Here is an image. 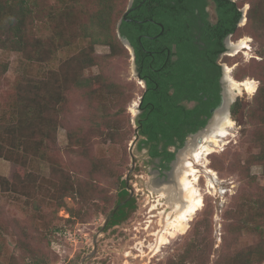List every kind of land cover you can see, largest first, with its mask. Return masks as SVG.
Here are the masks:
<instances>
[{
	"label": "rangeland",
	"instance_id": "1",
	"mask_svg": "<svg viewBox=\"0 0 264 264\" xmlns=\"http://www.w3.org/2000/svg\"><path fill=\"white\" fill-rule=\"evenodd\" d=\"M129 1H126V7ZM233 1L240 5L242 17L236 33L228 37V45L244 36L250 40L248 48L235 54L228 49L219 58L223 89L231 98L226 111L234 122L229 128V142L208 157L215 173H208L214 187L207 188L206 177H201L199 187L204 193V205L189 222L186 232L171 238L156 252L155 232L163 227V216L172 210L168 195L160 194L159 190L163 186H176L175 170L182 167L183 160L187 158L193 137H187L185 145L176 153L171 174L166 181H161L164 177L159 173L154 158L149 156L147 148L139 149L137 136L133 133L145 83L137 75L132 49L123 43L126 56L109 59L104 63L103 71L121 85L123 93L109 101V111L115 113L124 126L122 132L126 138L120 143H111L95 137L89 118L96 103L91 107L79 91L69 93L66 107L58 118L56 141L43 150L46 156L33 157L26 171L34 179L43 181L47 193L49 182L56 181L51 170L52 163L56 161L61 167L59 173H70L88 186L93 182L89 186L90 191L83 192V196L89 197L88 204L81 205L77 199L66 196L65 206L59 208L55 215V205L48 204L47 198H38L45 204L37 214L24 196L0 187V264H35L37 257L39 264H81L86 255L89 257L83 264H264V257L261 258L264 251V164L257 159L260 147L254 136L257 127L261 133L264 132V124L260 116L251 118L248 114L256 104L255 94L261 85L259 75H264V30L257 32L247 22L248 0ZM244 14L245 22L242 23ZM36 31V35L41 37L49 33L41 21L37 22ZM95 50L103 55L109 52V47L97 44ZM60 56L64 55L61 53ZM0 62L7 64L5 71L0 68V116L13 114L6 103L20 79L25 76L42 77L58 63H29L20 53L3 48H0ZM226 66L237 80L254 79L257 84L255 91L248 93L232 89L225 75ZM99 71V66L89 67L85 69L84 76ZM236 102L240 104L233 114ZM78 127H82L84 142L81 150L87 156L67 149V133ZM97 158L105 160L107 169L111 167L114 173L109 177L96 176L97 179L92 181L87 171L91 161ZM16 167L12 161L0 158V175L12 178ZM115 171L126 179L127 189L133 191L132 199L128 201L126 211L125 208L119 209L112 218L111 223H117L106 225L101 230L118 199L120 188ZM166 192L169 193L168 190ZM70 208H81L85 217L66 219ZM123 212L127 217L118 222ZM53 225L59 229L53 230ZM244 259L249 261L245 263Z\"/></svg>",
	"mask_w": 264,
	"mask_h": 264
},
{
	"label": "trees",
	"instance_id": "2",
	"mask_svg": "<svg viewBox=\"0 0 264 264\" xmlns=\"http://www.w3.org/2000/svg\"><path fill=\"white\" fill-rule=\"evenodd\" d=\"M126 1L0 0V48L20 53L29 63L58 61L42 77L20 79L6 103L13 114L0 116V158L17 165L12 178L0 175V187L24 196L37 214L45 204L38 198H47L48 204L55 205V215L65 206L66 196L77 199L81 205L88 204L89 197L83 196V192H89L93 182L88 186L70 173H59L61 167L56 161L51 166L56 181L49 182L47 193L43 181L34 179L26 171L31 159L46 156L43 150L56 141L58 118L66 107L69 93L79 91L91 107L96 103L89 118L95 137L111 143H120L126 138L122 132L124 126L109 111V101L123 93L121 85L103 71L109 59L127 54L118 31L135 47L142 73L152 76L147 77L145 109L137 116L133 133L139 149L147 148L152 158L162 156L163 167L168 168L165 162L175 156L168 147L182 145L188 135L204 127L221 101L222 67L218 58L225 49L224 39L238 29L242 17L240 5L233 0H145L143 3V0H134L135 8L125 14ZM248 2L247 22L257 32L264 30V0ZM211 4L212 13L206 9ZM38 21L49 31L45 37L36 35ZM97 44L107 45L109 52L98 54ZM93 66H99V73L84 76L85 69ZM0 68L5 71L7 64L0 62ZM259 77L261 85L255 94L256 104L248 114L251 118L260 116L264 124V75ZM239 104L233 105V114ZM258 129L254 132L260 147L256 156L264 164V132ZM81 130L78 127L68 131L67 149L87 156L81 150L84 143ZM107 166L101 158L92 160L87 176L95 181L96 176L113 175ZM116 180L120 190L115 205L120 206L110 217L108 226L117 223H111L112 218L119 209L126 211L132 199L121 204L130 191L121 174L116 175ZM69 211L68 220L85 215L81 208ZM125 217L127 213L123 212L118 222ZM52 228L59 229L56 225ZM26 249H29L27 245ZM261 253L263 258L264 251ZM35 264H39L38 257Z\"/></svg>",
	"mask_w": 264,
	"mask_h": 264
},
{
	"label": "bare ground",
	"instance_id": "3",
	"mask_svg": "<svg viewBox=\"0 0 264 264\" xmlns=\"http://www.w3.org/2000/svg\"><path fill=\"white\" fill-rule=\"evenodd\" d=\"M245 22V15L243 17ZM249 37L244 36L235 42L229 44L232 54L240 52L242 49L248 48ZM231 69L226 66L225 75L232 89L247 91L253 93L256 89V81L251 78L237 80L230 75ZM228 99L231 100L230 96ZM136 103V102H135ZM135 112V109H132ZM233 120L227 114L226 109H220L215 113L211 125L200 135L193 137V143L189 144V153L182 162V167L178 166L175 170L176 186H163L159 191L160 194H167L172 208L166 215L163 216V227L155 232L157 245L156 252L159 251L162 245L167 244L171 238L186 232L194 215L204 205V193L199 187V182L202 176L206 177L207 188L214 187L213 179L208 174L214 173L210 166L209 155L213 152L221 150L224 145L229 142L231 132L229 128L233 126ZM169 191L166 192V191ZM166 195V196H167ZM173 198V199H172ZM156 207V206H154ZM152 208V207H151Z\"/></svg>",
	"mask_w": 264,
	"mask_h": 264
},
{
	"label": "flooded vegetation",
	"instance_id": "4",
	"mask_svg": "<svg viewBox=\"0 0 264 264\" xmlns=\"http://www.w3.org/2000/svg\"><path fill=\"white\" fill-rule=\"evenodd\" d=\"M134 3V2H133ZM141 4H138V6H140ZM135 8V7H134ZM133 8V9H134ZM206 9L210 12V13H212V4L211 5H207V7H206ZM196 11H198V9H196ZM129 20H131V18H128ZM159 24H161L162 26H163V24L162 23H160V22H158ZM162 29H163V27H162ZM124 36V35H123ZM232 35L230 34V35H228L225 39H224V46H225V49H224V51H222L221 52V54L222 53H224V52H226L228 49H230V47H229V45H228V41H227V39H228V37H231ZM126 37V36H125ZM127 38V37H126ZM128 39V38H127ZM128 41H129V43H130V45H131V49H132V51H133V54H134V62H135V65H136V72H137V75L142 79V80H144V86H143V88H144V90H143V92H142V94H141V96H140V99H139V104H138V107H139V109H140V111H139V114H141L143 111H144V109H145V107L143 106V104H144V95H145V93H146V91L148 90V83H147V77L148 78H152V76L151 75H149V74H147V73H142V70H143V67L142 68H140V65L137 63V57H136V50H135V47L132 45V43H131V41L128 39ZM168 54H169V52H168ZM221 54H220V56H221ZM169 56V55H168ZM220 56H219V58H220ZM219 58H218V63H219ZM142 63H143V60H142ZM220 64V63H219ZM221 65V64H220ZM219 80H220V83H221V88H222V91H223V71L221 70V75H220V78H219ZM222 91H221V98H222ZM189 105H192V102H190L189 103ZM138 114V115H139ZM189 136V135H188ZM187 136V137H188ZM187 140V138L185 139V141ZM185 141H184V143L182 144V145H178V146H169L168 147V149L169 150H172V151H174V153H175V156H174V158L173 159H171L170 161H167V162H165L166 164H168V168H165V167H163V164H162V162H163V158H162V156H156V157H153L154 158V161L156 162V165H157V169H158V171H159V173L162 175V177H164L163 179H161V177H160V179H161V181L162 180H164V181H166L167 179H168V177H169V175L171 174L170 173V171H171V169H172V164H173V162L175 161V159H176V153L179 151V149L183 146V145H185ZM160 147H162V144L160 145Z\"/></svg>",
	"mask_w": 264,
	"mask_h": 264
},
{
	"label": "water",
	"instance_id": "5",
	"mask_svg": "<svg viewBox=\"0 0 264 264\" xmlns=\"http://www.w3.org/2000/svg\"><path fill=\"white\" fill-rule=\"evenodd\" d=\"M144 1H145V0H143L141 3H143ZM133 2H134V0H130V1H129V4H128V7H127V10H126L125 14H127L131 9L134 8V6H133ZM141 3H140V4H141ZM241 11H242V10H241ZM245 13H246V12H245ZM244 15H245V14H244ZM245 16H246V15H245ZM243 17H244V16H243ZM125 19H126V20H129L127 17H125ZM120 22H121V20L119 21L118 25L120 24ZM118 34H119L120 39L123 41V43L127 44L130 48H132L131 45H130V43H129V41H128V39H127L125 36L121 35V33H120L119 31H118ZM230 104H231V100L228 99V94H227V92L224 91V89H223V91H222V98H221V101H220L219 105L216 106V107L212 110V115L209 117V119H208L206 125H205L204 127H202L201 129H199L197 132L190 134L189 136H191V137H196V136H198V141H199V140L201 139V138H200V136H201L200 134L203 133V132L208 128L209 123H210L211 121H213V119H214V115H215V113H216L218 110H220V109H226V110L228 111ZM185 143H186V141H185ZM170 173H171V171H170ZM132 194H133V191L130 192V194L128 195V197H127L125 200H123V201L121 202V204L126 203V202L132 197ZM119 206H120V204L116 205V206L114 207L113 211L110 213V215L107 216V218H106V220H105L103 226L101 227V230L104 229V227L107 225V223H108L110 217L115 213V211L118 209ZM95 248H96V240H94V250H95ZM88 257H89V255H86V256L83 258L81 264H83L84 260H85L86 258H88Z\"/></svg>",
	"mask_w": 264,
	"mask_h": 264
}]
</instances>
